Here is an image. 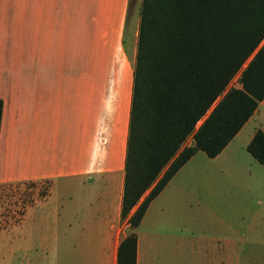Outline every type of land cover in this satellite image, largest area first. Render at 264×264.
Instances as JSON below:
<instances>
[{"label": "crops", "instance_id": "obj_1", "mask_svg": "<svg viewBox=\"0 0 264 264\" xmlns=\"http://www.w3.org/2000/svg\"><path fill=\"white\" fill-rule=\"evenodd\" d=\"M127 2L0 0V185L45 183L0 228L5 264H116L130 232L134 264H172L165 192L195 153L137 226L120 218L137 29L125 37ZM260 105L264 98L212 158ZM256 128L264 133L254 126L247 142ZM206 238L186 253L194 264H220L219 239Z\"/></svg>", "mask_w": 264, "mask_h": 264}, {"label": "trees", "instance_id": "obj_2", "mask_svg": "<svg viewBox=\"0 0 264 264\" xmlns=\"http://www.w3.org/2000/svg\"><path fill=\"white\" fill-rule=\"evenodd\" d=\"M263 98L264 0H140L120 218L137 226L176 171L196 151L216 156ZM245 149L264 169L260 128ZM134 254L130 232L116 264Z\"/></svg>", "mask_w": 264, "mask_h": 264}, {"label": "rangeland", "instance_id": "obj_3", "mask_svg": "<svg viewBox=\"0 0 264 264\" xmlns=\"http://www.w3.org/2000/svg\"><path fill=\"white\" fill-rule=\"evenodd\" d=\"M139 2H127L125 37L138 22ZM229 85L239 86L237 74ZM256 125L264 129V106H259L223 155L209 158L196 151L170 182L165 193L172 213L166 224L172 232V264L196 262V256L186 253L185 247L197 236L205 237L201 242L205 244L208 236L219 239L220 264H264V169L245 149ZM189 143L188 138L184 145ZM44 193V182L0 185V228L10 218L16 222L25 201ZM155 226L161 228L160 223ZM2 242L0 237V264H5Z\"/></svg>", "mask_w": 264, "mask_h": 264}]
</instances>
